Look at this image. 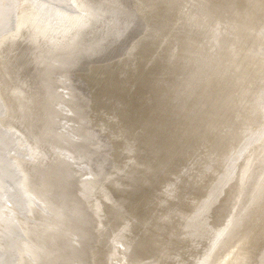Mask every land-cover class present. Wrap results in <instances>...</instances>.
Returning a JSON list of instances; mask_svg holds the SVG:
<instances>
[{
	"label": "bare ground",
	"instance_id": "obj_1",
	"mask_svg": "<svg viewBox=\"0 0 264 264\" xmlns=\"http://www.w3.org/2000/svg\"><path fill=\"white\" fill-rule=\"evenodd\" d=\"M0 264H264V0H0Z\"/></svg>",
	"mask_w": 264,
	"mask_h": 264
}]
</instances>
